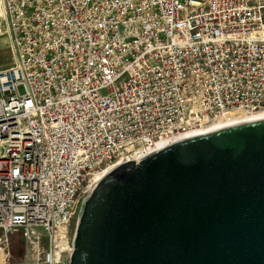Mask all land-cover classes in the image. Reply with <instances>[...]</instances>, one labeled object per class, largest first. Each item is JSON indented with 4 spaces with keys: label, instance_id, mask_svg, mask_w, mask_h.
<instances>
[{
    "label": "built area",
    "instance_id": "built-area-1",
    "mask_svg": "<svg viewBox=\"0 0 264 264\" xmlns=\"http://www.w3.org/2000/svg\"><path fill=\"white\" fill-rule=\"evenodd\" d=\"M0 14V242L20 237V264L61 263L106 167L264 109V0H0Z\"/></svg>",
    "mask_w": 264,
    "mask_h": 264
},
{
    "label": "water",
    "instance_id": "water-1",
    "mask_svg": "<svg viewBox=\"0 0 264 264\" xmlns=\"http://www.w3.org/2000/svg\"><path fill=\"white\" fill-rule=\"evenodd\" d=\"M65 245L60 264H264V116L109 167L76 199Z\"/></svg>",
    "mask_w": 264,
    "mask_h": 264
},
{
    "label": "bare ground",
    "instance_id": "bare-ground-1",
    "mask_svg": "<svg viewBox=\"0 0 264 264\" xmlns=\"http://www.w3.org/2000/svg\"><path fill=\"white\" fill-rule=\"evenodd\" d=\"M257 116H264V109H259V110H254V111L229 110V111L224 112L221 115L215 116L214 118L208 119L206 124H200L199 126H191L188 129L179 130L177 133L174 134L172 138L185 135L188 133L196 132L199 130L207 129L210 127H214V126H218V125H222V124H226V123H230V122H234V121H238V120H242L246 118L257 117ZM167 139H170V138L162 137L156 141L155 145ZM134 155H136V152L133 154V156ZM119 162L120 161H118L117 163ZM109 167H106L105 169L100 171L98 174H96L94 179H96L99 175H101ZM6 258H7V255L4 252V249L0 247V264H5Z\"/></svg>",
    "mask_w": 264,
    "mask_h": 264
},
{
    "label": "rangeland",
    "instance_id": "rangeland-1",
    "mask_svg": "<svg viewBox=\"0 0 264 264\" xmlns=\"http://www.w3.org/2000/svg\"><path fill=\"white\" fill-rule=\"evenodd\" d=\"M12 55L9 47V38L5 30V23L3 18L0 14V69L6 68L11 64ZM4 234L3 231L0 230V237ZM9 236V245L6 248L4 243L0 242V247L5 248L4 252L7 255L5 259V264H10L11 260H18L21 261L23 242L21 241L20 237L16 238ZM15 243V244H14Z\"/></svg>",
    "mask_w": 264,
    "mask_h": 264
},
{
    "label": "trees",
    "instance_id": "trees-1",
    "mask_svg": "<svg viewBox=\"0 0 264 264\" xmlns=\"http://www.w3.org/2000/svg\"><path fill=\"white\" fill-rule=\"evenodd\" d=\"M12 237H14V240H16L15 237L18 238L19 236L18 235H12ZM21 250H23V248H21Z\"/></svg>",
    "mask_w": 264,
    "mask_h": 264
}]
</instances>
